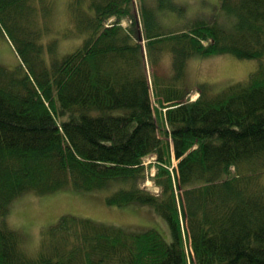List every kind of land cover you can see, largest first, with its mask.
I'll return each mask as SVG.
<instances>
[{"label":"trees","instance_id":"1","mask_svg":"<svg viewBox=\"0 0 264 264\" xmlns=\"http://www.w3.org/2000/svg\"><path fill=\"white\" fill-rule=\"evenodd\" d=\"M218 1L230 20L170 29L166 12L186 7L175 0H70L83 40L47 60L34 23L50 2L0 0L19 61L0 62V264H264V0ZM211 53L258 64L216 92L187 76L191 56ZM152 166L158 194L142 188ZM67 187L154 219L128 230L63 216L31 256L11 204Z\"/></svg>","mask_w":264,"mask_h":264},{"label":"rangeland","instance_id":"2","mask_svg":"<svg viewBox=\"0 0 264 264\" xmlns=\"http://www.w3.org/2000/svg\"><path fill=\"white\" fill-rule=\"evenodd\" d=\"M178 5L183 3L185 10L180 12H166L165 24L170 29H179L184 24L194 23L196 20L212 19L213 17L223 24V16L227 21L232 17L222 9L218 0H175ZM51 7L48 8L47 15L38 16L34 26L41 31V39L45 45L50 43L45 53V58L51 60L52 57L63 56L75 50L83 40L81 32L70 11V0H48ZM181 6V5H180ZM175 13V14H172ZM171 14V15H170ZM7 39L0 33V62L11 69L18 67V58ZM55 52V54H52ZM170 55L162 53V58L157 65L158 73H168L170 71ZM258 61L253 59H240L230 53H211L208 55H193L188 59L187 76L192 84L205 82L211 84L216 92L226 89L228 86L242 81L254 71ZM195 91L191 99L197 97ZM174 165L177 164V159ZM155 162V156L145 158V163L150 165ZM149 176L142 184L151 193L158 194L157 187L150 175L156 171L154 166L150 167ZM107 191H81L72 188H63L54 192L37 194L29 191L22 194L15 200L9 209V224L21 232L25 251L33 256L42 250L45 234H48L58 220L63 216L76 215L100 220L111 225L122 226L128 230L136 229L138 224L146 218L154 219L148 206H120L109 205L105 202ZM129 208L135 212H130ZM60 223V222H59ZM184 225V223H183ZM167 229L166 226H163ZM68 231V230H67ZM69 240L72 241L70 234ZM187 252L193 254L191 240L185 241Z\"/></svg>","mask_w":264,"mask_h":264}]
</instances>
